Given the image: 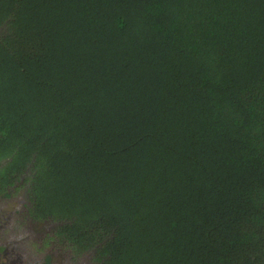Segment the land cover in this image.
I'll return each instance as SVG.
<instances>
[{"label": "trees", "instance_id": "1", "mask_svg": "<svg viewBox=\"0 0 264 264\" xmlns=\"http://www.w3.org/2000/svg\"><path fill=\"white\" fill-rule=\"evenodd\" d=\"M21 189L71 259L264 264V0H0Z\"/></svg>", "mask_w": 264, "mask_h": 264}, {"label": "rangeland", "instance_id": "2", "mask_svg": "<svg viewBox=\"0 0 264 264\" xmlns=\"http://www.w3.org/2000/svg\"><path fill=\"white\" fill-rule=\"evenodd\" d=\"M25 194L21 190L11 191L9 195H4L0 197V207L5 208L6 222L2 223L3 227L0 231L4 237L0 242V246L4 245L3 240L16 239L21 240L18 243L17 253L23 254L21 260L22 264H43L46 254L51 255V260L55 264H69L67 260L63 258L61 250L53 244L42 245L41 238L42 235L49 230L54 222L44 221V222H26L21 216V209H24L25 204ZM64 253V252H63ZM69 257L68 254H65ZM86 262H88V255L83 254ZM66 258V257H65ZM10 259H18V256L12 257ZM77 264V263H76Z\"/></svg>", "mask_w": 264, "mask_h": 264}, {"label": "flooded vegetation", "instance_id": "3", "mask_svg": "<svg viewBox=\"0 0 264 264\" xmlns=\"http://www.w3.org/2000/svg\"><path fill=\"white\" fill-rule=\"evenodd\" d=\"M2 196L3 195H1L0 197H2ZM8 211L7 210L5 211V208L3 210V208L0 207V231H1L2 228H4L2 223L6 222L7 215H6L5 212H8ZM20 211H21V214H22L24 209L23 210L21 209ZM47 231H49V230H47ZM3 238H7V237H4L2 234H0V241ZM20 242H21V240H19V239L18 240H16V239H14V240H12V239L3 240L4 245L0 246V264H22L21 260L23 258V254H21L20 258H19V252L17 253V247H18L17 245ZM61 254L63 255V258L65 259V261L67 260L68 263L70 262L69 264H76V263L77 264H88V262H86V260H85V257L83 256V254L77 256L76 259H71L70 255H69V257H67L65 255L67 253L61 252ZM16 256H18L19 260L10 259V258L16 257ZM51 264H55V263L51 261Z\"/></svg>", "mask_w": 264, "mask_h": 264}]
</instances>
